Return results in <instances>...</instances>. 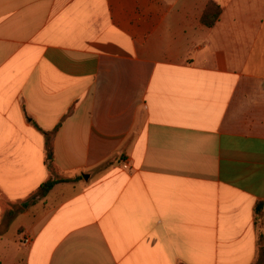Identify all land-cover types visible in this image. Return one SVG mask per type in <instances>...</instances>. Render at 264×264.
<instances>
[{
	"label": "crops",
	"instance_id": "crops-1",
	"mask_svg": "<svg viewBox=\"0 0 264 264\" xmlns=\"http://www.w3.org/2000/svg\"><path fill=\"white\" fill-rule=\"evenodd\" d=\"M259 237L264 0H0V264H256Z\"/></svg>",
	"mask_w": 264,
	"mask_h": 264
},
{
	"label": "trees",
	"instance_id": "trees-1",
	"mask_svg": "<svg viewBox=\"0 0 264 264\" xmlns=\"http://www.w3.org/2000/svg\"><path fill=\"white\" fill-rule=\"evenodd\" d=\"M220 8L215 5V4H209L206 9L204 10L202 17H201V23L207 27L211 28L214 26V24L217 22L219 16H220ZM51 137H46V151L48 155H51ZM47 168L50 172H53V166H52V160H49L47 162ZM81 180V177L69 180V179H54V180H48L42 185L38 187V189L33 193L32 197H40L43 198L45 197L55 185L60 184V183H67V182H73ZM261 205H257L255 208V217H254V223L257 226L260 222V217H261ZM258 251L260 253V257L256 264H264V246L261 241V237H259L258 241Z\"/></svg>",
	"mask_w": 264,
	"mask_h": 264
},
{
	"label": "rangeland",
	"instance_id": "rangeland-1",
	"mask_svg": "<svg viewBox=\"0 0 264 264\" xmlns=\"http://www.w3.org/2000/svg\"><path fill=\"white\" fill-rule=\"evenodd\" d=\"M16 226V219H12L8 225V227L5 229L6 233L8 235H11L13 229L15 228Z\"/></svg>",
	"mask_w": 264,
	"mask_h": 264
},
{
	"label": "built area",
	"instance_id": "built-area-1",
	"mask_svg": "<svg viewBox=\"0 0 264 264\" xmlns=\"http://www.w3.org/2000/svg\"><path fill=\"white\" fill-rule=\"evenodd\" d=\"M120 163H121V166H122L123 169H127L128 168L127 162L125 160L120 161ZM23 243L27 245V244L30 243V240L25 238L23 240Z\"/></svg>",
	"mask_w": 264,
	"mask_h": 264
},
{
	"label": "water",
	"instance_id": "water-1",
	"mask_svg": "<svg viewBox=\"0 0 264 264\" xmlns=\"http://www.w3.org/2000/svg\"><path fill=\"white\" fill-rule=\"evenodd\" d=\"M83 178H85L84 176H82Z\"/></svg>",
	"mask_w": 264,
	"mask_h": 264
}]
</instances>
